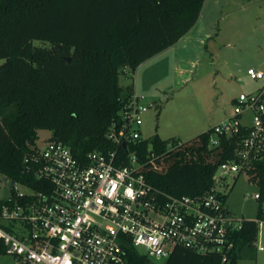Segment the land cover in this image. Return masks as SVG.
Returning <instances> with one entry per match:
<instances>
[{
  "label": "trees",
  "instance_id": "16d2710c",
  "mask_svg": "<svg viewBox=\"0 0 264 264\" xmlns=\"http://www.w3.org/2000/svg\"><path fill=\"white\" fill-rule=\"evenodd\" d=\"M205 2L0 0V60H5L0 66V174L37 189L25 159L35 155L40 131L50 132V141L67 145L83 161L92 152L113 150L107 133L134 91L120 85L123 70L135 73L176 45L197 24ZM211 131L164 156L168 141L158 134L130 150L142 163L149 162L144 173L155 188L176 197H198L211 190L222 164L236 160L241 141V136L222 137L211 148ZM151 153L157 158L150 162ZM243 173L260 185L263 198L264 158ZM258 233L256 221H243L234 234L232 264L256 247ZM126 253L130 264H158L135 248L127 247ZM162 264L222 261L176 247Z\"/></svg>",
  "mask_w": 264,
  "mask_h": 264
},
{
  "label": "built area",
  "instance_id": "2783aa9c",
  "mask_svg": "<svg viewBox=\"0 0 264 264\" xmlns=\"http://www.w3.org/2000/svg\"><path fill=\"white\" fill-rule=\"evenodd\" d=\"M254 81H264V70H249ZM133 91L119 118L107 133L114 149L95 151L78 159L65 144L47 140L25 159L37 189L12 194L0 206V247L10 264H130L126 248H143L154 262L166 261L176 247L203 256H220L231 263L234 234L242 223L226 207L230 179L264 158V86L241 94L232 115L211 130L210 147L222 137L241 136L236 160L222 164L213 187L202 196L176 197L155 188L147 179L137 152L130 150L142 137L143 115L149 106ZM251 115L244 124V115ZM174 139L166 152L183 145ZM155 153L148 155L154 161ZM251 198V197H249ZM264 201L261 194L252 197ZM264 226V207L256 219ZM259 251L264 245L256 242Z\"/></svg>",
  "mask_w": 264,
  "mask_h": 264
},
{
  "label": "rangeland",
  "instance_id": "374dc122",
  "mask_svg": "<svg viewBox=\"0 0 264 264\" xmlns=\"http://www.w3.org/2000/svg\"><path fill=\"white\" fill-rule=\"evenodd\" d=\"M259 1L207 0L200 23L184 40L141 64L138 74L122 72L120 85L127 88L136 83L139 96L149 106L143 115V139L158 134L164 141L175 137L189 141L228 119L234 100L241 94L264 86V81L248 76L249 70H264V10L258 8ZM34 45L50 48L41 42ZM4 63L0 60V66ZM250 118L245 114L244 124L249 125ZM50 137V132L40 131L39 147L44 148ZM5 179L0 174V200L15 193H31ZM229 181L233 189L227 195L228 208L233 224L256 221L264 201L252 197L260 194V185L245 173L236 182ZM258 243L264 244V226L258 233ZM139 252L145 250L140 248ZM10 263V257L0 256V264ZM235 264H264V252L257 247L246 249Z\"/></svg>",
  "mask_w": 264,
  "mask_h": 264
},
{
  "label": "crops",
  "instance_id": "0c3cea01",
  "mask_svg": "<svg viewBox=\"0 0 264 264\" xmlns=\"http://www.w3.org/2000/svg\"><path fill=\"white\" fill-rule=\"evenodd\" d=\"M206 2H207V0H206ZM206 2H205V4H204V7H203V10H202V12H201V16H200V18H199V20H198V22H197V24L194 26V28L200 23V20L202 19V17H203V13H204V10H205V8H206ZM261 4V5H260ZM258 8L260 9V11L261 12H263V8H264V0H260L259 1V6H258ZM193 28V29H194ZM192 29V30H193ZM191 30V31H192ZM190 31V32H191ZM189 34V33H188ZM188 34H186L181 40H184L187 36H188ZM180 43V42H179ZM161 54V53H160ZM159 55V54H158ZM157 55V56H158ZM157 56H155L154 58H156ZM153 57L151 58V59H149V60H147L146 61V63L147 62H149L150 60H152V59H154ZM146 63H144V64H146ZM143 64V65H144ZM143 65H141L138 69H140ZM137 69V71H136V73L138 74V72H139V70ZM125 73H128L130 70L128 69V68H125L124 70H123ZM133 90H134V92L135 93H139L138 91H137V88H136V83H133ZM222 123V122H221ZM214 126H210L206 131H204V132H207V131H209V130H211L212 128H213ZM203 133V132H202ZM174 139H178L179 140V138H177V137H175ZM226 207H227V209H228V212L231 214V211L229 210V208H228V197H227V199H226ZM232 215V214H231ZM257 242H258V239H257ZM264 245V244H263Z\"/></svg>",
  "mask_w": 264,
  "mask_h": 264
},
{
  "label": "water",
  "instance_id": "95a60500",
  "mask_svg": "<svg viewBox=\"0 0 264 264\" xmlns=\"http://www.w3.org/2000/svg\"><path fill=\"white\" fill-rule=\"evenodd\" d=\"M6 180V179H5Z\"/></svg>",
  "mask_w": 264,
  "mask_h": 264
}]
</instances>
